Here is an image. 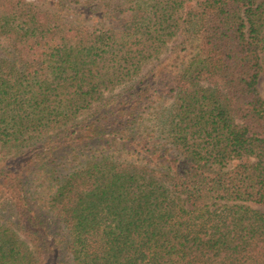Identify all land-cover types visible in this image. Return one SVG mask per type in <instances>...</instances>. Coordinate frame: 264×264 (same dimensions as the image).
Instances as JSON below:
<instances>
[{
	"label": "trees",
	"instance_id": "1",
	"mask_svg": "<svg viewBox=\"0 0 264 264\" xmlns=\"http://www.w3.org/2000/svg\"><path fill=\"white\" fill-rule=\"evenodd\" d=\"M61 1L0 0V264H264V0Z\"/></svg>",
	"mask_w": 264,
	"mask_h": 264
},
{
	"label": "rangeland",
	"instance_id": "2",
	"mask_svg": "<svg viewBox=\"0 0 264 264\" xmlns=\"http://www.w3.org/2000/svg\"><path fill=\"white\" fill-rule=\"evenodd\" d=\"M24 1L33 3L34 5H36L39 9L43 11H49V10H53L54 8L53 4L58 3L59 0H24ZM61 2H62L61 5L65 7L62 10V12H65V14H62V16H64L63 21L67 19H70V20L73 19V17L75 16L74 12H76V8L80 6L79 2L77 3L73 0H62ZM189 2L192 3L191 0H189ZM98 6H100V9L102 8L100 3L98 4ZM93 18H94V15L90 17L87 23L88 24L93 23V20H92ZM179 42H180L179 37H175L166 45V47L163 49V51L157 58L143 63L138 75L135 77V80L142 77L144 74H146L149 70H151L161 61L167 59L177 47L179 48ZM127 86L128 84H122V85L117 86L115 89L111 91L105 92L103 94V101L101 102V104L111 101V99L114 96H117L119 93H121ZM257 90L261 98L264 101V70L259 74L258 81H257ZM94 110L95 109H93V111ZM90 112H92V110H89V112L87 111L85 115H88ZM251 207L264 212V208L262 207L255 206V205H252Z\"/></svg>",
	"mask_w": 264,
	"mask_h": 264
}]
</instances>
